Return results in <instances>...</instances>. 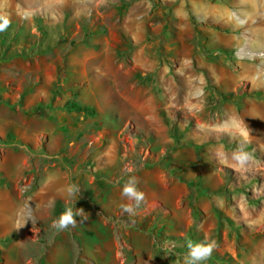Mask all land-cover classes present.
I'll return each mask as SVG.
<instances>
[{
	"label": "rangeland",
	"instance_id": "1",
	"mask_svg": "<svg viewBox=\"0 0 264 264\" xmlns=\"http://www.w3.org/2000/svg\"><path fill=\"white\" fill-rule=\"evenodd\" d=\"M0 15V264H183L204 240L203 264H264V0H0ZM232 116L251 131L243 174L215 156L237 146L217 127ZM130 175L146 197L131 217ZM71 184L89 218L57 232Z\"/></svg>",
	"mask_w": 264,
	"mask_h": 264
},
{
	"label": "clouds",
	"instance_id": "2",
	"mask_svg": "<svg viewBox=\"0 0 264 264\" xmlns=\"http://www.w3.org/2000/svg\"><path fill=\"white\" fill-rule=\"evenodd\" d=\"M10 26V19L6 15H0V32L5 31ZM218 130L227 134L230 138L236 140L237 146L231 153L223 150V146H218L215 151L217 162L222 165L231 167L237 173H246L250 170L253 163V155L246 150V145L249 142L251 131L244 120L236 116L229 117L217 126ZM138 179L130 175L125 181L121 195L126 198L127 203H121L120 209L122 213L128 214L130 217L135 216L137 210L145 202V193L138 189ZM67 196L73 199L72 206L65 207V210L52 221L50 227L57 232L67 230L69 227L75 228L78 223L83 224L88 220L89 215L83 208L75 207V202L78 199L77 194L80 189L76 184H71L67 187ZM29 212L24 216V223L18 224L17 230L24 227L28 221L34 222V216L31 213L32 207L28 204ZM79 217V221L77 220ZM175 245L171 242H165L162 247L164 257L174 255L173 249ZM217 245L215 241H200L186 243L187 253L183 257V264H203L208 260Z\"/></svg>",
	"mask_w": 264,
	"mask_h": 264
},
{
	"label": "crops",
	"instance_id": "3",
	"mask_svg": "<svg viewBox=\"0 0 264 264\" xmlns=\"http://www.w3.org/2000/svg\"><path fill=\"white\" fill-rule=\"evenodd\" d=\"M201 3V2H200ZM201 4H203V3H201ZM203 9H204V12L209 8V6H204V4H203V6H201ZM207 12H208V10H207ZM207 12H205L206 14H208ZM128 18L129 19H132V20H137V21H143L144 19H145V17H143V16H141L140 14L139 15H137V16H130L129 14H128ZM64 196H66V194L65 195H63L62 197H64Z\"/></svg>",
	"mask_w": 264,
	"mask_h": 264
}]
</instances>
